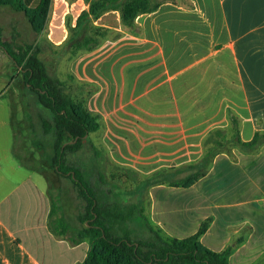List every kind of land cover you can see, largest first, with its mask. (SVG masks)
I'll list each match as a JSON object with an SVG mask.
<instances>
[{"label":"crops","instance_id":"1","mask_svg":"<svg viewBox=\"0 0 264 264\" xmlns=\"http://www.w3.org/2000/svg\"><path fill=\"white\" fill-rule=\"evenodd\" d=\"M190 1L192 8L164 3L141 14L138 35L123 29L118 11L103 14L94 25L121 36L72 61L61 47L69 26L76 28L88 9L85 0H51L41 34L23 13L0 7V28L15 31L17 41L39 44L49 73L69 89L78 82L95 86L88 107L103 120L100 143L110 162L147 179L197 164L213 130L231 136L228 110L241 119L243 142L264 132V0ZM3 15L14 16V26L5 27ZM13 113L0 76V264H81L89 242L72 246L50 231L48 182L14 158ZM156 188L165 185L150 189ZM169 188L187 202L156 214L159 225L177 230L166 231L167 237L192 236L208 221L204 246L218 253L232 247L229 264H264V145L256 152L233 145L190 188ZM188 216L201 221L185 236L173 224Z\"/></svg>","mask_w":264,"mask_h":264},{"label":"trees","instance_id":"2","mask_svg":"<svg viewBox=\"0 0 264 264\" xmlns=\"http://www.w3.org/2000/svg\"><path fill=\"white\" fill-rule=\"evenodd\" d=\"M88 9L83 11L76 28L69 26L70 37L61 47L69 60L98 48L109 36L119 38V33L94 25L103 14L118 11L122 27L131 34H140L136 19L141 14L156 11L164 3H174L192 8L190 0H85ZM51 0H0V7L23 13L36 34L46 31ZM15 31L4 40L0 28V48L19 69L12 81L18 80L23 90L31 93L35 104L48 113L39 115V129L32 125L33 147L40 152L38 159L25 147L18 146L17 124L12 119L14 132L13 154L23 167L45 176L51 204L49 229L57 237L66 238L72 246L89 242V251L81 264H229L232 247L214 252L201 242L209 222H204L192 236L178 239L164 237L151 225H145L150 235L133 238L130 221L144 213L142 200L124 204L117 188L108 183L100 170V160L108 156L104 146L99 149L90 141L92 135H101L104 123L100 115L90 111L88 100L96 88L88 83L67 84L52 76L40 58L41 46L29 41H17ZM71 81L74 80L69 76ZM75 87V89L73 88ZM232 135L226 130L215 129L204 139V154L197 164L179 169L162 170L148 178V187L168 184L170 187L190 188L206 175L216 155L235 145L244 152H256L264 145V132H256L250 142L240 137L241 119L228 110ZM52 141V154L47 143ZM77 140L76 143L71 142ZM90 143L93 156L84 164L81 157L84 145ZM109 159V158H108ZM83 160V161H82ZM47 166L49 174L43 169ZM118 167V166H117ZM188 173L184 177L178 175ZM59 179L73 183L81 205L76 221L66 216L61 204V194L54 195L51 188ZM113 186V187H112ZM121 233L123 235H121Z\"/></svg>","mask_w":264,"mask_h":264},{"label":"rangeland","instance_id":"3","mask_svg":"<svg viewBox=\"0 0 264 264\" xmlns=\"http://www.w3.org/2000/svg\"><path fill=\"white\" fill-rule=\"evenodd\" d=\"M3 18L4 20H9V23L7 25H4L5 27L10 28L11 26H14V16L3 15ZM11 33H13L12 30L10 31V29H6L4 31L3 39L9 40L11 36L9 38H7V36L11 35ZM18 70L19 69L14 66L12 61L4 54V52L0 48V76H2L6 80L9 93L12 97L14 110L13 118L17 124L19 136L18 146L25 147L38 159L41 154L40 152L35 150L32 145L33 138L35 136H33L30 130L33 125L38 131L39 115H47L46 113L48 112L39 108L35 104L34 96L31 93L23 90V85L18 82V80L12 81V78L17 75ZM51 73L55 74V71H53L52 69ZM90 141L99 149L101 148L100 135H92ZM83 148L84 149L80 154L85 164L87 160H89L93 156V150L90 143H86ZM47 152L49 154H52L51 140L47 143ZM103 157L104 158L100 160V170L104 175L106 181L117 188V191L119 192L120 198L123 203L130 205L138 203L140 199L142 200L144 213L135 218V220L130 221V229L133 234L132 239H134V237L142 239L150 235L149 231L145 228V225L148 224L151 225L154 230L158 231L164 237H167L165 234L166 231H177L176 228L171 224L163 223L162 225H159L158 221L160 220L156 218V214H158V211L163 206L171 208L172 210L184 209L185 207H183V205H185L187 201H185L183 197L174 195V190L170 189V186L168 184H164V189L156 188L151 190L153 186L148 187V182H146L148 178L145 179L144 177L130 169L117 167L110 162L108 156L103 155ZM43 169L51 174V170L48 169L47 166H44ZM51 190L54 195L61 194V204L63 207V211L70 220L76 221L77 214L81 205H79L80 201L78 200V194L71 180L59 179L58 182L53 185ZM186 192L190 193L189 191ZM191 220L193 221V223L190 222ZM181 221H183V218H181ZM200 221V217L198 218L197 222L196 217L188 216L187 221L185 220L184 222H179V224L175 223L173 225H177L182 231H185L183 235L188 236L196 231L195 229L196 227H198V223H200ZM121 235L123 234L121 233ZM202 243L208 246V238L205 237Z\"/></svg>","mask_w":264,"mask_h":264},{"label":"water","instance_id":"4","mask_svg":"<svg viewBox=\"0 0 264 264\" xmlns=\"http://www.w3.org/2000/svg\"><path fill=\"white\" fill-rule=\"evenodd\" d=\"M77 142V140H75V141H73V142H71L72 144H74V143H76Z\"/></svg>","mask_w":264,"mask_h":264}]
</instances>
